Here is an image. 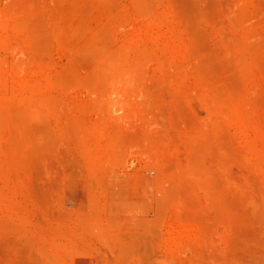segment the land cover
I'll return each instance as SVG.
<instances>
[{"label":"rangeland","instance_id":"obj_1","mask_svg":"<svg viewBox=\"0 0 264 264\" xmlns=\"http://www.w3.org/2000/svg\"><path fill=\"white\" fill-rule=\"evenodd\" d=\"M0 264H264V0H0Z\"/></svg>","mask_w":264,"mask_h":264}]
</instances>
